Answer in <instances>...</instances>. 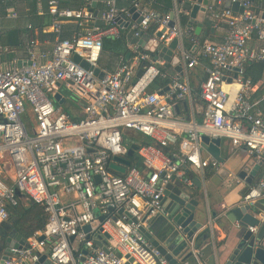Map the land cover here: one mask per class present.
I'll list each match as a JSON object with an SVG mask.
<instances>
[{
    "label": "built area",
    "instance_id": "2783aa9c",
    "mask_svg": "<svg viewBox=\"0 0 264 264\" xmlns=\"http://www.w3.org/2000/svg\"><path fill=\"white\" fill-rule=\"evenodd\" d=\"M60 1L46 0L52 27L58 31L61 21L70 19L77 23L76 31L58 37L50 51L36 50L29 39L24 64L12 59L0 67V223L10 221L9 210L18 205V196L40 205L46 214L43 228L25 239V247H11L3 264H35L42 254L53 264H167L144 230L163 211L167 183L191 186L194 175L204 181L207 168H219L217 159L202 154L201 136L227 139L264 164V109L250 100L255 83L243 72L247 62L264 61V45L248 43L252 34L264 40L263 5L230 0L238 1L242 12L222 6L225 0L206 6L227 30L220 41L190 36L194 49L180 53L184 70L202 58L208 61L204 79L193 87L188 75L168 73L166 62L153 60L150 49L137 43L128 44L129 59L120 57L114 70H101L99 77L94 68L103 38L119 36L115 18L127 9L103 1L104 23L99 26L90 6L93 0H84L79 8H63ZM143 2L131 3L142 17L132 24L135 38L147 35L151 24L157 25L148 37L152 44L189 35L191 27L170 28L168 13ZM74 55L89 68L74 61ZM139 68L143 71L136 77ZM60 86L79 99L77 119L53 100ZM129 131L151 141L134 144L142 166L114 160L127 157L133 144ZM111 163L123 166L124 172L112 169ZM241 202L264 204V171L243 192ZM254 215L264 219L262 211ZM248 230L256 234L258 227ZM258 244L264 247V240ZM193 254L200 263V249Z\"/></svg>",
    "mask_w": 264,
    "mask_h": 264
},
{
    "label": "crops",
    "instance_id": "0c3cea01",
    "mask_svg": "<svg viewBox=\"0 0 264 264\" xmlns=\"http://www.w3.org/2000/svg\"><path fill=\"white\" fill-rule=\"evenodd\" d=\"M94 1H96V6L94 8L95 10L100 11L104 9L105 6L103 1L105 0ZM112 1L118 8L125 9H128L132 3V0ZM146 1V5L149 7H153L152 5L156 2V0ZM215 1L216 0H209L208 4L213 5L215 4ZM139 2L141 4L145 3L143 0H139ZM254 2L261 3L263 5L261 10L262 14L264 12V0H254ZM83 4L84 0L60 1V6L63 8H79ZM222 6H224V3H222ZM171 11L174 12V21L176 27L185 29L187 27V23L184 25L181 22V18L182 16H185L186 22L190 18L187 11L182 9L179 0H172V9L168 12V14ZM12 13L14 14L13 16ZM127 17L129 18V15H127ZM194 20L195 22H200L202 24L200 33L199 35L194 33L195 25H193L189 31V35L178 38V45L174 54H177L179 57L183 50L192 51L194 49V47L187 49L185 46V42H187V40L191 41V37L197 38L199 41H220L226 34V26L222 22L212 19L208 10H206V12L198 10ZM132 26L131 28H127L125 26L119 27V32L127 38L126 59H129L131 56L128 44L131 43L132 39L134 38ZM76 29L77 23L74 20L63 19L60 23L59 30L56 31L52 27V16L48 12L46 0H0V67L5 66L12 59H15L19 65L24 64L27 59L26 42L29 41V39L33 41L36 50L50 51L58 37H70L76 31ZM149 36L150 35H143L141 37V39L147 41L146 45L148 47L152 46V43L148 42ZM114 39L115 38L111 36H105L103 38V44L105 43V46L102 49L98 61V67L100 70H114L118 65L120 57L118 56L119 45L117 43H119V40L114 41ZM248 43L251 47H258L260 45H264V40L260 41L257 39L255 34H252L248 40ZM146 45L143 48H146ZM207 65L208 61L202 58L200 64L195 65L191 69L184 70V65L182 63V74L180 75H188L190 84L193 87H197L205 77L204 66ZM164 69H166L168 73L174 72L173 66L171 64H168L166 67L164 66ZM156 87L157 85L154 84L152 89ZM61 89H64L65 91L69 90L64 86H60L56 92L59 93L63 99L62 103L66 104V97L61 92ZM73 98L74 99L71 103H68L69 106L67 107H62L60 104H56L62 109L68 110L69 114L72 116L77 117L81 113V105L79 104L80 101L78 98L75 96ZM250 100L260 110L264 109V66L262 69L261 78L254 84V88L250 93ZM180 105L181 108L179 109L181 113L187 115L188 111L186 107L183 104ZM133 133L137 132H132L131 134ZM142 138L145 137L143 136ZM142 138L138 139L141 140ZM220 151L221 156L224 159V163L220 164V166L228 170L229 174L225 178H222V176L218 175L213 183L209 182L206 177L205 183L208 191L215 193L217 190H219L220 193L207 198L209 207L207 218L205 217V219H203L202 226L187 242L189 249L181 254V256L187 254L188 251H191V256L183 264H216V258L219 260V262H222L225 259V256L238 240L237 234L242 231L241 228L238 227L237 221L231 222L229 218L221 214V206L224 212L227 213L231 206L241 203L243 192L250 185L254 184L264 171V164H261L251 183L247 182L245 178H240L238 174L244 170L246 173L245 176H248L253 164L256 163L254 158L247 152L245 148L233 147L227 139H222ZM202 154L208 155L209 153L202 149ZM214 171L216 170H213L212 168H207L205 170L206 174H209V177L214 174ZM21 198L26 200V198L22 196ZM212 211L215 212V215H212ZM9 223L11 224L10 221ZM3 228H5V226L0 223L1 232L5 231ZM202 237L203 239H201ZM203 241L212 244L213 253L199 263L193 254V250L195 248H199L200 244H203ZM0 242L3 243L2 238ZM3 247L5 248V246ZM4 252L5 251H3V253Z\"/></svg>",
    "mask_w": 264,
    "mask_h": 264
},
{
    "label": "water",
    "instance_id": "95a60500",
    "mask_svg": "<svg viewBox=\"0 0 264 264\" xmlns=\"http://www.w3.org/2000/svg\"><path fill=\"white\" fill-rule=\"evenodd\" d=\"M179 2L181 3L182 9L187 11L190 18L187 21L186 26L192 27L195 25L194 33L199 35L202 24L200 22H195L194 19L198 10L206 12V6L208 5L209 0H179ZM90 6L97 17V25L103 26L104 22L101 19L103 10L99 11L94 9L96 6V1L94 0L90 3ZM224 6L229 7L236 12H242L243 10L238 1L231 2L230 0H225ZM127 15H129V18ZM169 17L170 21L168 26L172 28L175 26L173 11L169 13ZM261 17L264 18V12L261 14ZM141 19L142 17L140 16L139 9L130 5L126 13H120L116 16L115 21L120 27L125 26L131 28L133 23H139ZM161 32L162 31L158 32L157 35L159 36ZM146 42L147 41L144 39H138L135 37L131 41V43H137L142 47L146 45ZM177 45L178 38L174 37L167 44L157 42L150 47L146 45V48L150 49L152 52L153 60L161 59L164 62L171 64L174 71L182 74V62L180 57L177 54H174ZM73 59L80 63L83 68H89V65L77 55H74ZM142 71V68H139L136 72V77L140 76ZM94 72L99 77L102 75L99 67H95ZM53 100L57 104L63 102L59 93L53 95ZM221 142V139H210L205 135L201 136V146L203 150L217 159L220 164H223L224 159L221 156L220 151ZM136 148V145L130 144L127 151V157L115 156L114 160L123 165H129L131 162L130 157L133 156ZM110 167L121 173L125 170L123 166L114 163H111ZM259 168L260 164L255 163L248 176H245L246 173L244 170L238 175L240 178H245L247 182L251 183ZM207 174V180L213 183L218 175L225 178L229 172L224 167L220 166L214 171V174H212L211 177ZM96 180H98L97 176ZM192 181L193 185L191 186L185 185L182 182H169L165 185L161 196L163 211L154 219L151 229L144 230L149 242L159 251L167 264H183L191 256V251H188L184 256H181V254L189 249L187 242L202 226L203 219H205V217L207 218L209 211L207 198L220 193L219 190L215 193L209 192L205 180L203 181L198 175H194ZM257 210L264 212V204L261 202H255L253 205H248L241 202L231 206L227 213L224 212L221 206V214L229 218L231 222L237 221L238 227L241 228L242 232L237 234L238 240L225 256V259L222 262H219L216 258V264H264V247L258 244L259 240H264V219L260 220L254 215ZM211 213L212 215H215V212L212 211ZM102 218L103 216L100 215L99 220H102ZM2 225L5 226V231L1 232L3 243L0 242V264H3V260L7 258V252L11 247L20 249L26 246L25 238L12 230L9 222H2ZM249 226L258 227L257 233L254 234L250 232L248 230ZM84 230L88 231L89 226L85 225ZM41 238L42 237L40 236L39 239ZM201 239H203V237ZM95 244L106 250L99 240H95ZM3 246H5V248ZM199 249L202 253L200 261L213 253L212 244L208 242L203 241V244H200ZM3 251L5 252L3 253ZM131 260L132 259L129 258L128 262ZM39 263L53 264L48 260L45 254H42L38 262L35 264Z\"/></svg>",
    "mask_w": 264,
    "mask_h": 264
},
{
    "label": "trees",
    "instance_id": "16d2710c",
    "mask_svg": "<svg viewBox=\"0 0 264 264\" xmlns=\"http://www.w3.org/2000/svg\"><path fill=\"white\" fill-rule=\"evenodd\" d=\"M152 6H153L152 8L155 9L160 14H166L172 9V0H156V2ZM181 22L184 25L187 23L185 16H182ZM156 29H157V25L151 24V26L147 29V35H154ZM60 38H64V37L61 36ZM114 38H115L114 41L119 40V43H117L119 45L118 56L126 59L127 38L121 33L119 34L118 37H114ZM104 46L105 43L103 44L102 49L104 48ZM185 46L187 49H191L193 47V44L191 43V41L187 40V42H185ZM167 65L168 64H166L165 67ZM263 66H264V61L262 60L247 62L243 70L244 76L249 78L252 81V83H256L261 78ZM159 81L163 84L167 82L166 79H162ZM63 110L69 113L68 110L65 109ZM75 118L77 119L78 117ZM130 138L133 144H144L151 142L146 137L142 138L141 140H138L133 136H131ZM130 161L132 163H135L137 166H142V163L139 160L136 152H134L133 156L130 157ZM18 197H19L18 205L11 207L9 210L10 212L9 220L11 222V229L26 239L31 235H33V233L38 229L43 228L46 220V214L40 205L31 202L28 199L23 200L21 196Z\"/></svg>",
    "mask_w": 264,
    "mask_h": 264
},
{
    "label": "rangeland",
    "instance_id": "374dc122",
    "mask_svg": "<svg viewBox=\"0 0 264 264\" xmlns=\"http://www.w3.org/2000/svg\"><path fill=\"white\" fill-rule=\"evenodd\" d=\"M154 85V84H153ZM61 92L65 95V97H66V104H60L62 107H67V106H69L68 105V103H71L72 102V100L74 99L73 97V93H72V91H65L64 89H61ZM132 133V131H129V133H128V135H130V136H133V137H135V138H142L143 136L141 135V134H139L138 132L137 133H133V134H131ZM138 140H140V139H138Z\"/></svg>",
    "mask_w": 264,
    "mask_h": 264
},
{
    "label": "bare ground",
    "instance_id": "6f19581e",
    "mask_svg": "<svg viewBox=\"0 0 264 264\" xmlns=\"http://www.w3.org/2000/svg\"><path fill=\"white\" fill-rule=\"evenodd\" d=\"M174 182H175V183H178V181H177V180H174Z\"/></svg>",
    "mask_w": 264,
    "mask_h": 264
}]
</instances>
